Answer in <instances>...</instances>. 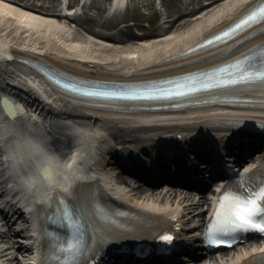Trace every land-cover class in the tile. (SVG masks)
<instances>
[{
  "label": "bare ground",
  "instance_id": "obj_1",
  "mask_svg": "<svg viewBox=\"0 0 264 264\" xmlns=\"http://www.w3.org/2000/svg\"><path fill=\"white\" fill-rule=\"evenodd\" d=\"M193 1L200 2L201 0H189V5ZM218 1L220 0H213L210 5L205 7L209 11L208 13L200 15L189 23L186 18L190 16V13L195 8L191 7L188 9L186 6V10L174 19L171 25L163 19L164 22L162 24L165 28L162 30L164 32L153 34L152 37H148L145 34L138 35L141 37L134 36L136 40L131 38L134 42H128L132 43L131 47L123 48L120 44L110 43L105 36L102 37L105 39H102L84 32H76L69 24V20L64 15H60L56 8L58 4H55L53 0H50V4L42 3L39 6H34L32 3L25 2L24 0H0V76L15 79L20 74L24 76L27 85L23 82L19 84L21 87L24 84L26 89H30V94L28 93V95L39 102L40 106H43L40 109V113L45 112L51 117H62L64 114L82 119L89 117V122L86 124L89 127H85V131L102 133V135L91 139L93 146L95 142L101 141L104 138L103 136H108V130L115 131V124L118 128L120 125H123V128H119L120 131L124 129V126H128L125 130V134L128 137L123 139L126 143L138 142L141 138H145L144 140L148 141L147 136H154L153 139L156 141V139L164 135H167L165 137L166 143H170V141L174 140L177 132H181V135H185L188 132H200L204 134L203 131H206L210 124L213 123L210 120L211 118L223 121L230 118L244 120L247 119L245 114L246 116L254 117L255 113L252 111H245V114L237 115L235 113L242 110H233L231 113L217 107L203 106L184 112L188 115L186 118L191 121L183 123L180 120L186 118H174L172 115L161 114L152 110H131L129 105L126 106V110L117 111L104 107L99 108L92 105V103L101 101L72 97L71 95L57 91L41 75L22 63H14L13 65V62H10V64H6V59L11 57L9 48L14 46L29 49L28 51H31L32 54L39 55L60 70L85 78L119 81L140 80L208 66L222 61L224 57H215L213 60L200 63L192 61L183 64L176 63L182 62L180 61L182 53L188 47L190 39L195 38L200 32L211 28L217 19L222 15L229 14L235 6L240 8V4L246 0H226L223 3H217ZM97 3L98 1L94 0V4ZM249 4H246L244 8L248 7ZM212 5L215 6L212 7ZM118 35L119 42L125 41L123 38L121 39L120 32H118ZM32 50L47 54H40ZM46 50L48 51L46 52ZM92 67L94 69L89 70ZM246 94L252 96L254 102H256L255 99L263 98V96L251 92H246ZM38 98H43L44 101H40ZM82 119L78 120L85 123ZM162 121L175 123L156 126L155 122L163 123ZM216 126L220 127L224 132L234 130V127L228 125L222 126V123L218 121ZM77 127L84 130L83 125H78ZM141 134L143 136H140ZM78 143L85 144V137ZM196 147H198V144H196ZM82 153L86 152L83 150ZM80 157L77 155L73 158L77 160ZM97 166L99 169L97 173L104 179V184L99 183L96 185L97 189L101 192L99 196L103 197L107 196V193H112V196L114 195L113 197H116L119 202L130 203L144 209H158L162 212V204L158 203L160 201L152 202L147 200L146 197L139 200L136 194L122 187L120 185L121 182H119L120 184H114L115 173L112 167H106L103 164H98ZM76 190L79 196V206L82 209H93L96 197L93 184L78 183ZM20 195L25 200L21 191ZM183 199L189 202L193 198L184 195ZM176 201L180 202L181 199H176ZM25 203H28L29 207L34 208L30 202L25 200ZM197 206L200 208L202 205L197 204ZM172 212L179 214L182 218L186 217V219L193 221L197 216L204 214L205 210L197 212V207L189 203L188 206H183L182 204L176 205L172 209ZM149 216L153 220H158V217L155 215ZM130 224L137 231V234H140V230L145 234L141 224L135 223L134 220H130ZM115 231H118L115 234L116 237L119 234L128 233L119 231L118 229ZM241 259L242 256L231 261L229 264H236Z\"/></svg>",
  "mask_w": 264,
  "mask_h": 264
},
{
  "label": "snow or ice",
  "instance_id": "obj_2",
  "mask_svg": "<svg viewBox=\"0 0 264 264\" xmlns=\"http://www.w3.org/2000/svg\"><path fill=\"white\" fill-rule=\"evenodd\" d=\"M264 24V0H258L250 10L238 19L231 27L220 35L214 37V40H223L235 35L242 29L248 28L254 24ZM209 44L213 40L208 41ZM251 56L237 60L234 65H228L225 68L217 70V74L208 76L205 80H198L196 77H189L183 84L175 85L176 91L160 92L159 95L169 96L173 94L183 95L186 92L197 91L201 88H211L220 84H238L254 81L264 82V50H261L260 56L255 57L256 63H251ZM234 68V71L229 69ZM59 82V81H57ZM63 87L69 91L81 93L88 96H136L134 93L98 91L83 86L82 83H64ZM145 96H153L154 93H144ZM57 218L65 223L66 227L73 230L70 242L58 243L59 253L67 256L65 264H71L80 255L82 244L78 239L79 225L75 221L70 205L64 196L59 197ZM255 230L264 233V186L257 192L247 195L226 189L222 194L213 218L206 228V238L209 243L223 245L231 244L236 235ZM59 240V237L56 238ZM162 239L172 241L173 236H163ZM59 259V255L56 256Z\"/></svg>",
  "mask_w": 264,
  "mask_h": 264
},
{
  "label": "clouds",
  "instance_id": "obj_3",
  "mask_svg": "<svg viewBox=\"0 0 264 264\" xmlns=\"http://www.w3.org/2000/svg\"><path fill=\"white\" fill-rule=\"evenodd\" d=\"M69 133L80 142L87 137L102 135L74 127ZM51 138L47 131L32 124L21 126L0 116V157L7 168L6 176L11 186L21 191L33 207L50 204L59 192H70L73 184L83 178L80 154L76 148L70 155L58 153L49 147Z\"/></svg>",
  "mask_w": 264,
  "mask_h": 264
},
{
  "label": "rangeland",
  "instance_id": "obj_4",
  "mask_svg": "<svg viewBox=\"0 0 264 264\" xmlns=\"http://www.w3.org/2000/svg\"><path fill=\"white\" fill-rule=\"evenodd\" d=\"M26 2H32L34 5H41L42 3L48 2V0H24ZM63 0H57L58 4ZM68 1V0H67ZM93 0H75L73 2L75 8V16L72 19H69V24L73 27V29L76 32H87V34H91L95 37L102 38L104 35H113V30H110L113 27H120L122 22H127L130 18H141V19H147L150 18L152 21V27L147 28V32L151 33L152 35L155 34L157 31H160V25L159 21L161 18V15L163 17H166V15L169 13L170 15H180L186 10V6L188 9L191 7H194L196 10L200 3L198 4L197 1H193L192 4L189 5V1L186 0H163L164 7L163 9H158V7L155 4V0H127V7L123 8L121 10L112 11L109 12L107 6L109 5L110 0H97L98 3L94 4ZM205 1V0H201ZM87 4L84 6V4ZM146 3H149V6L146 5ZM59 5V6H60ZM58 6V8H60ZM84 7V8H83ZM160 12L162 14L160 15ZM164 14V15H163ZM188 20H192L193 16H188ZM75 23H74V22ZM144 28V27H143ZM146 30V29H143ZM123 35L127 38H131L132 35L136 34L134 32H128L122 31ZM135 36V35H134ZM133 38V37H132ZM105 39V38H102ZM111 43L120 44L123 48L131 47L132 43L128 42H119L115 39H110V37H107ZM125 45V46H124ZM41 118H43V115H39ZM184 118V115H179L178 118ZM116 127V126H115ZM121 128H123V125H120ZM126 129V128H125ZM60 130V129H59ZM61 131V130H60ZM124 133V132H123ZM122 131L117 127L114 131L113 139L112 141H116L119 138V135H123ZM137 196L140 198H151L156 199L157 194H153L151 191L147 190H137ZM179 195H165L164 202H174ZM168 200V201H167ZM228 254V253H225ZM223 254L215 255L212 257L215 264H223V260L229 257L223 256Z\"/></svg>",
  "mask_w": 264,
  "mask_h": 264
},
{
  "label": "water",
  "instance_id": "obj_5",
  "mask_svg": "<svg viewBox=\"0 0 264 264\" xmlns=\"http://www.w3.org/2000/svg\"><path fill=\"white\" fill-rule=\"evenodd\" d=\"M16 112V111H15Z\"/></svg>",
  "mask_w": 264,
  "mask_h": 264
}]
</instances>
